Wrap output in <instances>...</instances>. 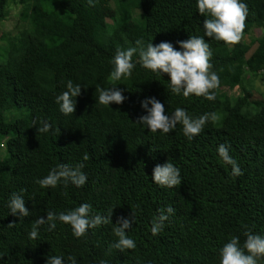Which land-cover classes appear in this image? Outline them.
I'll list each match as a JSON object with an SVG mask.
<instances>
[{
  "label": "trees",
  "instance_id": "16d2710c",
  "mask_svg": "<svg viewBox=\"0 0 264 264\" xmlns=\"http://www.w3.org/2000/svg\"><path fill=\"white\" fill-rule=\"evenodd\" d=\"M111 1L108 23L105 0H0V25L12 6L21 7L18 21L26 23L18 33L0 36V264H46L50 256H62L68 264L69 255L77 264H220V250L232 237L241 246L246 231L264 237V100L244 86L251 78L264 84V0H241L249 9L244 36L263 30L250 55L240 43L204 35L207 17L199 13L197 0ZM28 13L51 25L53 34L35 37ZM132 19L143 27V36L127 30ZM189 37L209 43L212 71L220 77L214 101L173 94L167 74L143 68L138 55L130 77L109 80L118 49L142 40L145 47L169 42L182 51L178 42ZM68 80L80 85L81 93L74 113L65 115L55 98ZM112 84L125 100L100 105L96 88ZM234 89L239 95L229 94ZM151 97L169 116L180 107L193 118L214 112L218 119L191 140L179 124L168 134L153 133L135 123L147 114L141 101ZM250 99L251 111L244 114ZM43 122L51 125L48 132L37 131ZM221 144L229 146L242 175L233 176L219 156ZM167 161L180 170L182 182L175 188L151 179L153 168ZM78 163L87 176L82 187L35 183L59 164ZM13 193L23 196L30 215L10 213ZM83 203L91 205L90 216H106L113 208L111 223L79 238L68 224L57 221L50 231L45 223L37 239L29 238L36 219H46L48 211L66 212ZM167 207L175 212L154 236L152 221ZM121 217L133 221L127 236L136 244L123 252L113 247Z\"/></svg>",
  "mask_w": 264,
  "mask_h": 264
},
{
  "label": "clouds",
  "instance_id": "9594fccd",
  "mask_svg": "<svg viewBox=\"0 0 264 264\" xmlns=\"http://www.w3.org/2000/svg\"><path fill=\"white\" fill-rule=\"evenodd\" d=\"M92 4L93 0H89ZM197 9L200 14L207 17L203 21L204 35L217 41H222L227 45L238 44L243 36L248 16V6L241 0H197ZM179 47L182 51L176 50L171 43L161 42L153 46L150 42L145 47L142 40L136 41V47H130L127 50H117L110 63L113 70L109 75L110 81H119L121 78L130 77L135 64L133 56L138 55L140 65L154 73L167 74L170 91L175 95H183L184 98L190 96L204 97L208 101H214L216 98L215 90L220 86V77L212 71L210 63L212 52L209 43L205 42L203 37H189L186 41H180ZM112 87H97L99 93L98 103L109 106L112 103L121 104L125 97L122 91ZM81 93V86L74 85L71 80L66 83V91L56 96V103L59 104L60 111L65 114H73L75 111V98ZM151 105V107H149ZM141 108L147 114L140 116L135 123L144 126L149 131H157L168 134L179 124L182 126L183 134L191 140L199 135L205 124L209 121H216V113H205L197 118H193L184 108L177 107L171 116L165 114L164 104L156 100L155 97L146 98L141 101ZM51 125L43 122V126L38 128V132H48ZM228 145L221 144L217 151L222 160L231 165L233 176H240L241 172L237 162L229 155ZM85 161L88 156L83 158ZM84 164L78 163L75 167L66 164H59L54 167L47 176L35 181L41 188H55L60 182L67 187L71 183L77 187H82L87 176L81 169ZM152 181L161 187L175 188L182 182L179 168L167 161L163 165H157L152 171ZM23 191V190H22ZM66 195V193H65ZM8 208L12 215L19 214L20 217L30 215L25 207V200L22 195L11 194ZM111 208L109 214L104 216L95 214L90 216L91 205L87 203L80 204L78 207L66 212L55 213L48 211L45 218L36 219L29 233L30 239L38 238V229L40 225L48 224L49 230L56 228V222H62L71 226L73 235L77 238L84 236L90 228L98 227L102 224L111 223ZM175 209L167 207L158 210V215L153 219L151 233L158 235L164 222L169 215L174 214ZM134 220V214H133ZM133 221L126 218H118L113 232L118 238L113 247L120 252L131 250L136 247L133 239L127 236V230L131 228ZM9 227L14 226L10 223ZM246 239L241 246L238 237H232L229 242L223 245L220 250V264H258L261 258H264V237L254 234L250 230L244 233ZM46 264H64L62 256H50ZM68 264H77L75 257L68 256ZM100 264H106L101 260Z\"/></svg>",
  "mask_w": 264,
  "mask_h": 264
},
{
  "label": "rangeland",
  "instance_id": "374dc122",
  "mask_svg": "<svg viewBox=\"0 0 264 264\" xmlns=\"http://www.w3.org/2000/svg\"><path fill=\"white\" fill-rule=\"evenodd\" d=\"M103 13L105 20L110 23L111 16L113 14V4L111 0H105L104 5L102 6ZM22 13L21 7H15L12 6L9 10V15L7 19L0 25V36L3 32L7 34H15L23 30V25L26 26V23L24 22H19L18 19H20ZM28 20L29 23L32 25L33 28V34L35 37L39 39H45L53 34V27L45 22H43L41 19L38 17L32 15L31 13H28ZM127 30L129 33L135 35V36H143V27L141 24H139L135 19L130 20L127 23ZM263 34V30L260 28H254V30L248 34L245 35L242 40L239 42L240 45L247 49V55H250L251 52L255 49L256 47V41L257 38L260 37ZM256 79V78H255ZM248 81V82H247ZM244 86L246 88L252 89L254 93L255 98H260L264 100V84H262L260 81L257 79H248L244 83ZM224 89H221L223 91ZM220 91V92H221ZM240 90L239 89H234L231 91L229 94L230 95H239ZM251 99L245 104L243 107V113L248 114L251 111ZM3 144L4 141H0V157L3 154Z\"/></svg>",
  "mask_w": 264,
  "mask_h": 264
}]
</instances>
